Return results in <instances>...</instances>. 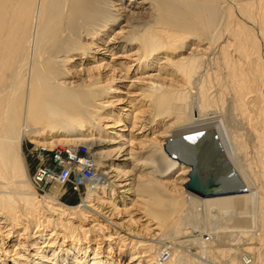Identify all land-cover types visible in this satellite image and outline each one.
<instances>
[{"label": "bare ground", "instance_id": "bare-ground-1", "mask_svg": "<svg viewBox=\"0 0 264 264\" xmlns=\"http://www.w3.org/2000/svg\"><path fill=\"white\" fill-rule=\"evenodd\" d=\"M26 139L89 147L81 204L39 193ZM204 144L219 195L188 186ZM178 234L200 249L161 262ZM209 259L264 264V0H0V264Z\"/></svg>", "mask_w": 264, "mask_h": 264}, {"label": "built area", "instance_id": "built-area-1", "mask_svg": "<svg viewBox=\"0 0 264 264\" xmlns=\"http://www.w3.org/2000/svg\"><path fill=\"white\" fill-rule=\"evenodd\" d=\"M31 154L37 162L33 179L38 190L46 192L48 187L58 185L62 191L70 187L82 197L87 187H93L98 181L99 174L87 146L40 145L33 148ZM159 256L161 262L170 257L164 250Z\"/></svg>", "mask_w": 264, "mask_h": 264}, {"label": "rangeland", "instance_id": "rangeland-1", "mask_svg": "<svg viewBox=\"0 0 264 264\" xmlns=\"http://www.w3.org/2000/svg\"><path fill=\"white\" fill-rule=\"evenodd\" d=\"M217 109V108H216ZM213 110L212 112H215V114L216 115H218L219 117L221 116V115H223V112L221 111V109L219 108L218 110L219 111H217V110ZM222 113V114H221ZM196 115H197V113H195ZM221 114V115H220ZM215 115V116H216ZM222 117V116H221ZM215 127V126H214ZM24 150H25V154L27 155V157H28V163L30 164V173H31V176L32 175H34L35 174V171H36V166H37V162H36V160H35V157L31 154V151L33 150V148H35L36 147V145L35 144H33V143H31V142H29V140L28 139H26L25 141H24ZM50 190H51V187L49 188H47L46 189V192L48 193V192H50ZM61 190H63V189H61ZM46 192H43L42 190H39V193L40 194H42V195H44V194H46ZM63 192V196H62V199H63V201H65L66 203H68V204H70V205H75V204H81L82 203V198H83V196H84V194H83V196L81 197V195H79L78 193H76V192H74V190H72L70 187H68L67 188V190H64V191H62ZM247 224H249V223H247ZM196 235H198L199 233H195ZM202 235V234H201ZM200 235V237H202L203 236V238H205V239H211V238H213V243H215V244H213L214 245V247L215 248H227L226 246H227V244H228V247L230 246V245H232V242L235 244V246L237 245V243L239 244V246H241V247H244V246H246V245H242L244 242L246 243V237L244 238V237H242V241H241V243H240V241H236V240H234L233 241V239L232 238H228V243H227V241H225V243H227L226 244V246H225V243L223 244V243H221V244H218V241H216L217 240V238H216V236H213L212 235V237H210V234H208V232L206 233L205 231H204V233H203V235L201 236ZM173 236V235H172ZM189 237H191V241H187V240H189ZM193 238V239H192ZM243 238H244V240H243ZM174 239V240H173ZM214 240H215V242H214ZM231 242H230V241ZM256 240V239H255ZM254 240V242L253 243H255V244H253L252 243V245H257L256 244V241ZM187 241V242H186ZM253 241V240H252ZM190 242V243H189ZM192 242H193V244H192ZM237 242V243H236ZM180 244L179 246L180 247H183L184 249H186V250H198V249H200V247L199 246H201V245H199V243H196L195 241H194V236H188V238H186V236L185 235H183V234H178V235H174V238L172 237V241H171V239H167V241L164 243V245L163 244H161L160 245V248H159V252H160V255H161V252L164 250V251H166L167 250V248L168 249H171L170 248V244ZM188 243V244H187ZM217 243V244H216ZM257 243H258V245H260V244H262V243H260V241L258 240L257 241ZM182 244H184V245H182ZM192 244V245H191ZM198 244L199 246H196V245ZM166 245V246H165ZM168 245H170V246H168ZM257 245V246H258ZM194 246V247H193ZM235 246H232V247H234L235 248ZM168 252V251H167ZM189 252V251H188ZM198 258V257H197ZM209 258V257H208ZM225 258V259H224ZM223 259L226 261V259H228V258H226V257H224ZM211 259V258H210ZM210 259L209 260H207V264H210L208 261H210ZM222 259V260H223ZM223 260V261H224ZM206 261V260H205Z\"/></svg>", "mask_w": 264, "mask_h": 264}, {"label": "water", "instance_id": "water-1", "mask_svg": "<svg viewBox=\"0 0 264 264\" xmlns=\"http://www.w3.org/2000/svg\"><path fill=\"white\" fill-rule=\"evenodd\" d=\"M206 144L202 145V149L200 150V154L204 156V160L202 162L198 159V163L195 166V170L192 173L193 180L188 184L189 188L201 196H214L219 195V193H224L229 190L230 183L225 174L205 173L202 175V172L205 171L209 165L212 163V160H209L207 157L211 156V150L206 149ZM207 156V157H205Z\"/></svg>", "mask_w": 264, "mask_h": 264}]
</instances>
